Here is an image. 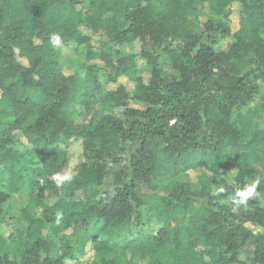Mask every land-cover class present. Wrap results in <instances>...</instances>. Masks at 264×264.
<instances>
[{"label": "trees", "instance_id": "1", "mask_svg": "<svg viewBox=\"0 0 264 264\" xmlns=\"http://www.w3.org/2000/svg\"><path fill=\"white\" fill-rule=\"evenodd\" d=\"M263 87L264 0H0V264H264Z\"/></svg>", "mask_w": 264, "mask_h": 264}, {"label": "rangeland", "instance_id": "2", "mask_svg": "<svg viewBox=\"0 0 264 264\" xmlns=\"http://www.w3.org/2000/svg\"><path fill=\"white\" fill-rule=\"evenodd\" d=\"M87 5V4H85ZM205 18L201 17L199 21L194 22L195 28L198 30L200 27V22H204ZM230 43L229 40L223 41L222 45L220 46V50L226 49L228 47V44ZM83 49L82 48H76L75 46L71 44H64L62 46V60L65 63L67 67L70 68L72 73L78 75L83 81L86 80V73L85 70L82 68V63L85 60V57H83ZM255 103L258 105H261L264 103V87L261 89V91L257 94L255 98ZM76 121L78 123H82V118L76 116ZM261 128L264 129V119L261 124ZM67 147V165L66 167L61 171V176H69L72 174H76V169L78 165L83 161V150H82V140L72 138L68 140L66 143ZM59 183H63V181H59ZM20 196L13 197L11 200V203L9 205L10 208V215L16 218L19 215L18 208L20 204ZM17 209V210H16ZM9 224H7L3 230L5 232L6 236H9L10 234H14L17 231L18 228V221L16 219L9 220Z\"/></svg>", "mask_w": 264, "mask_h": 264}, {"label": "clouds", "instance_id": "3", "mask_svg": "<svg viewBox=\"0 0 264 264\" xmlns=\"http://www.w3.org/2000/svg\"><path fill=\"white\" fill-rule=\"evenodd\" d=\"M49 39L53 47H59L62 43V37L58 32H54L50 34ZM71 179L72 177L61 176L59 173L53 176V180L58 181V182L59 181L69 182L71 181ZM262 180H264V177H258L255 180H253L251 183L245 184L243 188H238L235 191V193L230 197L231 203L238 208L240 206H247L248 201L250 199H253V198L260 199L262 196H264V193L258 191ZM225 191H226L225 188L223 186H220L215 189V191L213 192V195L219 196L220 194H223ZM55 215H56L55 222L57 224H60L63 218V212L57 211Z\"/></svg>", "mask_w": 264, "mask_h": 264}, {"label": "built area", "instance_id": "4", "mask_svg": "<svg viewBox=\"0 0 264 264\" xmlns=\"http://www.w3.org/2000/svg\"><path fill=\"white\" fill-rule=\"evenodd\" d=\"M256 233V232H255Z\"/></svg>", "mask_w": 264, "mask_h": 264}]
</instances>
